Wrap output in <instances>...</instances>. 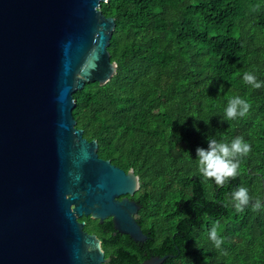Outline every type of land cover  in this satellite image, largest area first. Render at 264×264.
I'll use <instances>...</instances> for the list:
<instances>
[{
	"label": "trees",
	"instance_id": "1",
	"mask_svg": "<svg viewBox=\"0 0 264 264\" xmlns=\"http://www.w3.org/2000/svg\"><path fill=\"white\" fill-rule=\"evenodd\" d=\"M116 19L109 52L118 69L105 85L88 83L74 93L77 128L97 140L104 160L140 178L131 197L148 239L136 242L91 217L111 264H264V87L243 81L252 71L264 81V0H109ZM223 88V91H221ZM252 105L246 117L226 120L231 96ZM242 136L251 152L239 175L219 186L198 171L197 148L209 137ZM262 207L237 212L239 186ZM217 221L224 237L216 249L208 233ZM109 264V263H108Z\"/></svg>",
	"mask_w": 264,
	"mask_h": 264
},
{
	"label": "water",
	"instance_id": "2",
	"mask_svg": "<svg viewBox=\"0 0 264 264\" xmlns=\"http://www.w3.org/2000/svg\"><path fill=\"white\" fill-rule=\"evenodd\" d=\"M108 1L0 0V264H108L84 216L148 239L139 176L100 158L73 115L74 93L118 69Z\"/></svg>",
	"mask_w": 264,
	"mask_h": 264
},
{
	"label": "clouds",
	"instance_id": "3",
	"mask_svg": "<svg viewBox=\"0 0 264 264\" xmlns=\"http://www.w3.org/2000/svg\"><path fill=\"white\" fill-rule=\"evenodd\" d=\"M243 81L254 89L264 87V81H259L257 75L252 71L243 74ZM251 107V103L246 98L240 95L231 96L225 109V118L226 120L244 118L250 112ZM250 152L251 145L242 136L235 137L230 142L209 137L207 149L197 148L198 171L206 180H214L217 185L222 187L239 175L241 161ZM230 196L231 203L237 212H243L249 206L252 211L256 212L262 207L261 200L250 195L249 189L243 185L232 191ZM219 228L220 224L217 221L208 233V238L216 249H221L225 242Z\"/></svg>",
	"mask_w": 264,
	"mask_h": 264
},
{
	"label": "flooded vegetation",
	"instance_id": "4",
	"mask_svg": "<svg viewBox=\"0 0 264 264\" xmlns=\"http://www.w3.org/2000/svg\"><path fill=\"white\" fill-rule=\"evenodd\" d=\"M136 202V201H135ZM106 258H110V257H106ZM111 260H110V262H109V264H111V262H112V258H110Z\"/></svg>",
	"mask_w": 264,
	"mask_h": 264
}]
</instances>
